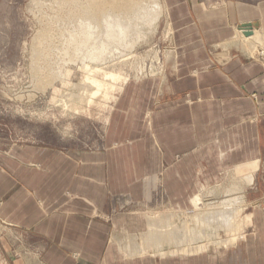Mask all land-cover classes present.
Segmentation results:
<instances>
[{
    "label": "crops",
    "instance_id": "1",
    "mask_svg": "<svg viewBox=\"0 0 264 264\" xmlns=\"http://www.w3.org/2000/svg\"><path fill=\"white\" fill-rule=\"evenodd\" d=\"M165 1L175 40L172 73L125 85L106 119L105 154L21 150L18 162L0 169V217L42 236L43 264H237L253 258L250 234L239 248L128 255L124 244L138 242L154 219L120 215L109 224L93 217L108 209L109 194L140 200L146 175L159 178L167 199L183 208L220 180L225 165L254 161L257 171L264 163V55L261 62L249 59L237 40L240 27L264 39V0H220L209 9L200 0ZM252 226L261 251L256 258L264 264V219L254 218ZM237 249L243 251L237 255Z\"/></svg>",
    "mask_w": 264,
    "mask_h": 264
},
{
    "label": "rangeland",
    "instance_id": "2",
    "mask_svg": "<svg viewBox=\"0 0 264 264\" xmlns=\"http://www.w3.org/2000/svg\"><path fill=\"white\" fill-rule=\"evenodd\" d=\"M200 2L203 7L209 9L216 3H220V0H200ZM68 3L66 0H0V169L3 172L6 170L7 161H19L16 153L21 150L53 149L66 154L71 153L79 158L86 154H105L106 119L119 94L118 87L111 91V98L97 96L98 100L90 102L91 105L89 102L86 106L83 104L87 99L85 95L82 96L85 91L83 85L85 84L86 71L82 68L80 61L68 62L65 60L62 62L61 49L65 43L64 38L67 37L68 30H72L74 22L70 14L74 10ZM170 10L167 6L163 11L165 13L162 12L163 14L159 15L154 21V25L144 26L142 33L144 32L145 35L142 34L143 36L139 37L132 48L124 51L126 56L123 58L127 60L123 63L122 69L128 75L127 84L133 82L135 70H139L140 67L143 74L140 75L139 72V78L136 81L150 78L151 74L154 77H161L172 73L170 66L175 51V40L173 25L169 18ZM42 30L44 35H42ZM238 30L237 40L242 44L248 58L256 59L260 50L263 52V47L261 45L251 47L247 41L250 36L254 37V34L259 36L257 30L255 29L253 34V29H248L252 35H248L245 28ZM244 34H246V40L243 37ZM37 39H42V42ZM43 40L45 44H43ZM262 40L264 41L263 38ZM237 48H240V45ZM42 55H46V60ZM259 59V62L263 60L261 57ZM59 65L63 72L64 69L69 70L66 77L63 76L65 72L62 73L63 75L58 72ZM50 66H53L54 70ZM47 67L50 68L48 71ZM57 72L58 74H56ZM251 96L255 98L254 93ZM81 97H83V102ZM256 164L257 162L249 161L238 163L236 168L228 165L224 166L225 169L222 167L220 180L200 189L204 206L200 204L202 206L199 208L202 210L207 207L210 209V206L218 207L220 200L222 201L226 195H231L232 190H229L231 184L242 181L241 184L244 187V191H241L243 193L242 200L239 199V204H232V206L242 207L243 216L252 213L255 214L254 218L264 219V178H262L264 171L262 173V168H260L264 163H259L257 171ZM244 166H250L253 173L251 184L246 182L244 184V181L240 179L241 176L239 177V173H237V170L241 172L239 169L243 170ZM160 181L159 178L150 177V175L143 176L139 186L142 194L138 201H134L128 194H109L108 209L95 211L93 217L111 224L112 220L120 215L142 214L144 219L148 217L156 221L163 215L169 214L170 220L168 219V221L171 224L166 222L167 219L161 220L166 222L165 227L171 229L174 228L172 224L179 227L184 221L187 222L188 218V221L194 220L195 212H199L200 209L193 208L192 204L183 208L172 205L167 199ZM2 183L0 181V184ZM3 184L0 185V190H4ZM208 187H210L209 190ZM207 191L209 192L207 193ZM215 191H217L216 196ZM4 198V194L0 193V200L3 201ZM217 203L218 206H215ZM178 210L180 213L177 212ZM0 215H2L1 210ZM193 222L196 229L203 227L200 220ZM252 225L245 232L246 236L247 234L253 236L251 250H249L253 253V258H243L238 260L237 264H242L245 261L246 264L250 262L259 264L260 262V258H256V256L261 251H259L255 236L256 230ZM33 229L11 225L0 217V264H43V247L47 243L42 242V238H40L42 236L37 235ZM143 229L147 230L148 226H144ZM239 247L240 245L236 248ZM242 251L243 249H237V255ZM247 254L244 255L247 256ZM164 260H162L164 264H167ZM156 261L160 263L161 260L157 259ZM168 264L170 263L168 262Z\"/></svg>",
    "mask_w": 264,
    "mask_h": 264
},
{
    "label": "bare ground",
    "instance_id": "3",
    "mask_svg": "<svg viewBox=\"0 0 264 264\" xmlns=\"http://www.w3.org/2000/svg\"><path fill=\"white\" fill-rule=\"evenodd\" d=\"M66 2H69L68 4H70V7L74 10L70 12L74 22L72 25V30H68L67 37L64 38L65 43L61 49L62 62L65 60H68V62L80 61L82 68L84 71H86L84 80L85 84L83 85V89L85 91H82V96L84 97L85 95L87 98L85 103L82 100L83 97H81V100L85 106L86 104L88 105L87 102H89V104L90 102H96V100H98L96 99L98 98L97 96L107 99L108 97L111 98V91L118 87L117 91L120 93L129 81L128 75L125 74L122 69L123 63L125 60H127L126 58H123L126 56L124 51L132 48L136 41L139 40V37L141 38V36L145 35L144 32L142 33L144 26L150 27L154 25V21H156L159 15H161V13L166 10L167 3L165 0H66ZM167 31L169 32V30ZM242 32L245 31L242 30ZM44 34L42 30V35ZM40 36L41 35L39 34V38ZM46 37L42 38L46 40ZM51 37L52 39L54 38L53 35ZM243 37L246 40L245 34ZM262 37V34H259V36L254 34V37L251 36L250 39L248 38L247 42L250 43L251 47L255 45H261V47H263L264 41L262 40ZM252 39L254 40L253 44ZM37 40L39 41L40 39ZM43 42V44H45L44 40ZM54 47L55 46H53V48ZM262 51L263 52L260 50V53L257 54L258 58L264 55V47L262 48ZM43 55L42 57H45L46 60V55ZM51 68H53V66ZM61 68V65H59L58 72L61 75H63L62 73L65 72L63 76L66 77L69 70L64 69L63 72ZM48 69L50 68L47 67L46 70L48 71ZM58 72L56 74H58ZM139 72L140 75L143 74L141 67L139 70H135L134 76L132 78L133 82L139 78ZM151 77H154V75L151 74ZM249 167L250 166H244V171L239 169L241 172H238L237 170V173H239V177L241 176L240 179L244 181V184L245 182L247 184H251L253 182V173ZM241 183L243 182L241 181ZM241 183L239 182L237 184H231L229 190H232V193L228 191L231 193V195L227 196L226 193V197L222 199V201L220 200V205L218 206L217 203L215 206L218 207L210 206V209H208V207L202 210L199 208L202 206H200V204H203L204 206V203H202L203 199H201V193H197V195L191 200L192 207L195 209H200V213L195 212L196 214L193 217L194 220L188 221V218L187 222L184 221L179 227L172 224L174 228L171 229L170 227H165L166 222L171 224V222L168 221L169 214L163 215L162 217L158 218V220H153L148 223L147 233L142 235L138 242H135V239L130 237L132 241L129 240V242L124 244V252L128 255H133V253H139V255L150 253L158 257H173L176 255H191L203 252L212 245L217 247L235 246L246 237L245 231L247 228L251 227L255 217V214L252 213L243 216L242 207L232 206V204H237L239 199L240 201L242 200L243 193L241 191H244V187ZM209 188L210 187H208V190ZM208 192L209 191H207V193ZM216 193L217 191H215V196ZM177 212H179V210ZM161 219H167V221L164 222ZM198 220L201 221V224L203 223V227L196 229L193 221L197 222Z\"/></svg>",
    "mask_w": 264,
    "mask_h": 264
}]
</instances>
